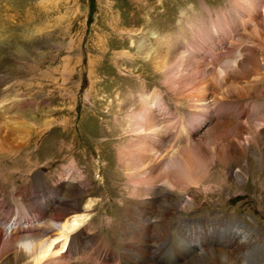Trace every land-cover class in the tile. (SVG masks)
<instances>
[{
	"label": "rangeland",
	"instance_id": "rangeland-1",
	"mask_svg": "<svg viewBox=\"0 0 264 264\" xmlns=\"http://www.w3.org/2000/svg\"><path fill=\"white\" fill-rule=\"evenodd\" d=\"M234 1L0 0V110H3L0 115V230L5 232L3 225L13 221L16 211L24 217L23 212L31 203H50L56 196L44 192L40 181H66L75 177L74 164L91 184L93 209L85 220L101 237L93 247L106 245L116 237L112 233L116 227H120V234L126 237L137 232L136 216L147 198L144 189L152 185L161 191L166 186L164 167H156V156H169L187 146L180 143V136V142L171 141L181 132V125L187 127L189 109L187 100L163 86L162 77L147 63L145 51L136 43L152 33H173L175 28L185 26L187 20L192 19L195 30H209L215 45L222 48L220 42L226 35L216 34L213 26L229 30L227 35L239 28L240 15L230 4ZM237 1L242 0H236L235 4ZM252 25L257 27L261 37L256 36ZM247 27L241 32L245 39L236 37L235 44H228L221 51L220 63L215 65L217 70L232 59H238L251 35L264 39L261 18H252ZM237 46V51L233 50ZM182 50L179 48L177 53ZM177 57L175 54L169 63H174ZM263 74L261 71L250 76L238 86L246 88L250 94L244 100L250 115L243 122L253 124L252 129L255 124L264 125V95H259L264 91ZM156 90L165 111L154 110L155 128L171 136L164 139L165 146L156 156L120 164L116 152L129 149L127 142L133 137L125 117L131 110L138 109L141 94L151 95ZM206 111L211 118L195 139L211 129L210 122L223 120L216 121L212 107ZM203 120L204 117H198L188 129ZM140 146L137 143L134 148ZM262 154L261 166L252 159L248 165L246 190L227 179L221 167L213 166L201 177L200 185L172 189L176 199H191L192 203L190 208H182L180 215H174L179 221L176 229L169 221L161 232L139 240L134 238L139 244L143 240L150 253L155 251L170 264H176V258L184 259L185 263L180 261L179 264H264V219L259 223L256 220L264 210L261 205L264 202V150ZM27 157L34 167L28 168L29 171L24 167L15 169ZM128 201L136 206L128 208ZM208 215L219 219L233 215L240 224H220ZM34 222L41 224L43 219ZM21 223L29 225L25 221ZM228 231H242V236L246 234L250 238L249 243H245L247 239L243 241L242 236L237 240L238 246L229 243L228 238L234 237L227 236ZM113 245H107L113 259L108 263H125V252ZM228 254L232 261L227 259ZM0 264H12L10 256L1 258Z\"/></svg>",
	"mask_w": 264,
	"mask_h": 264
},
{
	"label": "bare ground",
	"instance_id": "bare-ground-1",
	"mask_svg": "<svg viewBox=\"0 0 264 264\" xmlns=\"http://www.w3.org/2000/svg\"><path fill=\"white\" fill-rule=\"evenodd\" d=\"M235 1L230 4L240 15L239 21L241 24L238 26L239 28L227 35L229 30L227 31L216 25L213 26L217 29L216 34L226 35L222 37L223 42L219 41L222 48L215 45L209 30H195L192 19L187 20L185 26L175 28L173 33L164 35L152 33L150 36L146 35L145 38H142L139 43H136L140 49L145 51L147 63L149 65L151 63L155 72L162 77L163 86L169 92H176L179 97L187 100L189 109L187 127L183 128L181 125V132L173 141H171L172 139L170 140L177 143L182 139L180 143H187V146L183 149L180 147L179 152L163 156L164 158L158 152L163 145L165 146L164 139H167L170 134L165 136L161 130L159 131L158 128H155L154 119L156 117L154 110L165 111L159 92L156 90L151 95L141 94L138 100L140 102L138 109L136 111L131 110L125 117L130 125V133L133 137L131 136L132 138L127 142L130 145L129 149H118L116 160L120 164L126 165L137 159L144 161L145 158L156 156L155 153H157L158 155L155 158L156 167H164L163 173L166 174L164 178L167 181H165L166 186L161 191L152 185H148L144 189L147 198L141 204L140 211L138 210L140 213L136 216L137 226L134 225L138 231L136 232L135 230L132 233L133 235L130 234L126 237L120 234V227H116L112 231L116 237H111V241L107 242L106 245L93 247L94 244L100 241L101 237L98 232L91 229L90 223L85 220L90 210L93 209L92 200L90 199L92 196L91 184L88 178L73 164V172L77 177L71 176L68 180L65 179L66 181L59 180L57 182L40 181L42 183L40 186L44 192L56 196L50 203L39 204L37 201L31 203V206H27L24 212L23 210L21 211L24 217H20L19 210H15L16 212L12 217L13 221L11 220L12 222L10 221L3 225L6 233L0 230V259L4 256H10L12 264H109L108 262H112L113 259L111 258V252L109 254L107 245L112 246L114 244L116 248L125 252V263L123 264H170L166 263L165 258H160L155 251L150 253L149 246L144 245L143 240L139 241V244L136 238L139 240L142 236L161 232L169 221H171V227L176 229V224L179 221L174 215H180L179 211L182 208H190L192 203L191 199H176L172 189L177 186L200 185L201 177L205 176L213 166L221 167L224 176L232 180L236 186L244 187L246 185L249 177L248 165L251 159L254 160L258 167L263 163L261 157L264 150V125L258 124L256 126L255 124L254 129H252L251 125L253 124L250 125L249 121L243 122L250 115H248L246 104L244 103L245 97L250 94L245 91L246 88L238 86L244 80L248 81L247 79L250 76L252 77L264 71L263 37L260 39L251 35L250 41L247 42L248 44L243 41V44L245 42L247 47L245 45L246 48L243 53L242 50H239L238 53L242 54L237 56L238 59H234L235 61L232 59L231 63L227 62L222 69L219 66L217 70L215 65L217 67L218 63H220L221 51L224 50L226 45L235 44L233 39L236 37H244L241 32L246 30L244 28L247 27L252 18H261L264 23V14H261L264 12V0H247L245 2L242 0L237 1L236 4ZM252 26L255 28L256 36L261 37L262 34L256 29L257 27ZM187 42L190 44L189 46H187ZM239 44L241 43L239 42ZM179 48L183 50L177 53ZM237 49L238 46L233 50L237 51ZM175 54L178 56L177 60L170 64L169 62ZM147 63H144V65L148 66ZM262 80H264V74ZM259 90L257 89V91ZM252 93L254 95L253 91ZM259 95L263 96L264 91L261 90ZM209 107L216 111V121L219 118L223 120L222 122L218 121L220 123L214 122V124L210 122L212 125L211 129L205 135L203 134V137L195 139L198 131L204 127L206 120L208 121L211 118L206 111ZM2 111L0 110V115H2ZM198 117H204L202 123L195 128L191 127L188 129L192 126L193 120ZM185 129L187 132H185ZM183 133H186V135ZM178 136L181 139H178ZM137 143L142 146L134 148ZM32 162L30 157H27L22 164L16 165L15 169L19 170L22 167L24 169H32L34 167ZM146 174L148 175V173ZM37 175L39 177L40 172ZM156 178L158 179V177ZM245 187L244 190H246ZM83 188H86L85 192L82 191ZM143 188L145 187L143 186ZM160 196L162 199H160ZM263 203L261 202V205H264ZM129 205L128 208L136 206H133L131 202H129ZM208 217L211 218L210 215ZM42 219L43 222L41 224H35V220ZM211 219L218 220L220 224L221 222L223 224H240L239 219L233 215H227L221 219ZM262 219H264V210L262 215L256 218L258 223ZM21 221L28 222L29 225L23 226ZM242 234H244L242 231H228L227 236L234 237L232 239L228 238V242H234L238 246L237 240L240 239ZM245 235L241 238L243 241L247 239L245 243H249L250 238ZM179 237L182 238L181 235ZM126 239L128 242H125ZM157 240L159 241L158 238ZM237 249L238 247L236 251ZM234 253L236 252L234 251ZM220 254L227 255L226 253ZM230 254H228L227 259L232 261ZM232 257H235V255ZM183 260L176 258V264Z\"/></svg>",
	"mask_w": 264,
	"mask_h": 264
},
{
	"label": "clouds",
	"instance_id": "clouds-1",
	"mask_svg": "<svg viewBox=\"0 0 264 264\" xmlns=\"http://www.w3.org/2000/svg\"><path fill=\"white\" fill-rule=\"evenodd\" d=\"M22 246V245H21Z\"/></svg>",
	"mask_w": 264,
	"mask_h": 264
}]
</instances>
